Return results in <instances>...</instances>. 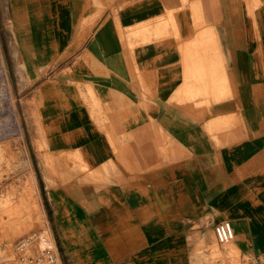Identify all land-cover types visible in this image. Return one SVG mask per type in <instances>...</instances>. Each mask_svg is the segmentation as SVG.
Returning <instances> with one entry per match:
<instances>
[{"label":"crops","instance_id":"obj_1","mask_svg":"<svg viewBox=\"0 0 264 264\" xmlns=\"http://www.w3.org/2000/svg\"><path fill=\"white\" fill-rule=\"evenodd\" d=\"M0 14L60 264H211L222 220L254 252L264 0H0Z\"/></svg>","mask_w":264,"mask_h":264},{"label":"rangeland","instance_id":"obj_2","mask_svg":"<svg viewBox=\"0 0 264 264\" xmlns=\"http://www.w3.org/2000/svg\"><path fill=\"white\" fill-rule=\"evenodd\" d=\"M0 14V264L13 255L15 242L25 235L47 230L37 222L39 216L38 192L32 173L33 165L28 152L17 96L9 70V50L1 29ZM5 31V30H4ZM10 109V116L2 108ZM10 123V125H7ZM10 127V128H9ZM30 217L31 227L20 231L23 217ZM254 252L242 256L234 242L221 245L215 237L210 257L211 264H264V236L252 237Z\"/></svg>","mask_w":264,"mask_h":264},{"label":"built area","instance_id":"obj_3","mask_svg":"<svg viewBox=\"0 0 264 264\" xmlns=\"http://www.w3.org/2000/svg\"><path fill=\"white\" fill-rule=\"evenodd\" d=\"M2 110L7 117L10 116L9 108L5 107ZM214 233L221 245L233 242L235 237L234 228L229 220L216 223ZM47 235L49 238L40 230L20 237L13 246L12 257L1 264H60L59 252L52 237L48 233Z\"/></svg>","mask_w":264,"mask_h":264},{"label":"bare ground","instance_id":"obj_4","mask_svg":"<svg viewBox=\"0 0 264 264\" xmlns=\"http://www.w3.org/2000/svg\"><path fill=\"white\" fill-rule=\"evenodd\" d=\"M192 30V29H191ZM195 30V29H194ZM196 33V32H195ZM198 34H200V33H198ZM164 35V34H163ZM161 40V39H160ZM202 41V40H201ZM177 42H178V39H177ZM181 44V43H180ZM203 46V45H202ZM183 49V48H182ZM201 53V52H200ZM193 60V59H192ZM205 60V59H204ZM191 64V63H190ZM208 68V67H207ZM202 69V68H201ZM209 71V70H208ZM216 76V75H215ZM211 78V77H210ZM210 80V79H209ZM213 80H215V79H213ZM206 91V90H205Z\"/></svg>","mask_w":264,"mask_h":264}]
</instances>
